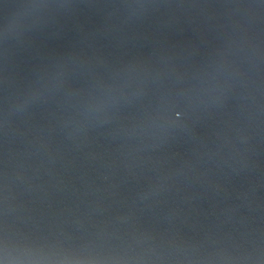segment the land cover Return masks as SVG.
<instances>
[{
  "label": "water",
  "instance_id": "water-1",
  "mask_svg": "<svg viewBox=\"0 0 264 264\" xmlns=\"http://www.w3.org/2000/svg\"><path fill=\"white\" fill-rule=\"evenodd\" d=\"M0 264H264V0H0Z\"/></svg>",
  "mask_w": 264,
  "mask_h": 264
}]
</instances>
